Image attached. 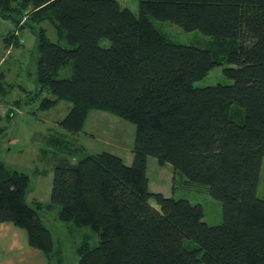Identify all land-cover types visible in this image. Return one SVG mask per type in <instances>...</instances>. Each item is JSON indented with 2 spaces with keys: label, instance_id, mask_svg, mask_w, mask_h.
Here are the masks:
<instances>
[{
  "label": "trees",
  "instance_id": "1",
  "mask_svg": "<svg viewBox=\"0 0 264 264\" xmlns=\"http://www.w3.org/2000/svg\"><path fill=\"white\" fill-rule=\"evenodd\" d=\"M120 1L0 0V18L15 24L4 36L7 49L19 47L23 30L37 36L33 99L41 110L71 103L60 124L75 134L94 111L136 128L130 165L102 152L55 167L48 207L59 206L61 221L99 237L97 246L78 248L77 264H264V198L257 195L264 0H130L138 2V14ZM152 18L226 42L217 50L223 59L173 42ZM223 61L231 85L195 87ZM65 70L70 76L60 77ZM4 78L0 72L1 90ZM149 158L206 187L222 203L223 223H206L200 204L152 192ZM29 189L27 174L0 161V224L24 230L29 245L55 264L53 236L38 212L44 206L27 204Z\"/></svg>",
  "mask_w": 264,
  "mask_h": 264
},
{
  "label": "rangeland",
  "instance_id": "2",
  "mask_svg": "<svg viewBox=\"0 0 264 264\" xmlns=\"http://www.w3.org/2000/svg\"><path fill=\"white\" fill-rule=\"evenodd\" d=\"M120 4L138 14L137 1L122 0ZM151 21L173 42L207 48L214 53V57L223 59V55H219L217 50L218 47L227 46L226 42L218 43L214 37L205 36L199 31L186 32L169 21L154 18ZM14 27L12 21L0 18V72L5 75L3 90L0 89V161L8 168L30 177L26 202L34 208L39 203L44 206L38 212L53 236L54 251L57 252L55 264H77L78 248L85 242L91 247L97 246L99 237L90 227H77L71 222L61 221L59 206L48 207L51 204L55 167L65 159L75 163L82 157L102 152L118 154L125 162L130 163L136 128L119 117L94 111L89 114L84 131L75 134L60 124L70 112L71 103L60 102L52 109L41 110L40 100L33 99L37 91V36L30 29L23 30L19 35L23 43L19 47L7 49L4 36ZM42 27L47 30V36L57 42L54 26L45 22ZM102 45L107 46L108 41L104 40ZM223 62V66L214 68L202 80L197 81L195 87L231 85L232 80L223 73L227 67V63ZM69 76V70L62 71L60 75ZM18 100L19 104L16 103ZM147 172L152 192L161 191L170 197L184 198L192 204H200L206 223L211 226L223 223L222 203L213 199L206 187L192 185L184 175L175 172L171 165L161 166L154 158H149ZM257 195L264 198V160ZM194 246L192 243V247Z\"/></svg>",
  "mask_w": 264,
  "mask_h": 264
},
{
  "label": "crops",
  "instance_id": "3",
  "mask_svg": "<svg viewBox=\"0 0 264 264\" xmlns=\"http://www.w3.org/2000/svg\"><path fill=\"white\" fill-rule=\"evenodd\" d=\"M131 157L130 163L125 162L126 164L130 165L132 163L133 158L131 159ZM154 192L164 194L161 191ZM164 195L170 197V195ZM0 264H48V260L40 250L29 245L24 230L12 223H1Z\"/></svg>",
  "mask_w": 264,
  "mask_h": 264
},
{
  "label": "built area",
  "instance_id": "4",
  "mask_svg": "<svg viewBox=\"0 0 264 264\" xmlns=\"http://www.w3.org/2000/svg\"><path fill=\"white\" fill-rule=\"evenodd\" d=\"M23 23H24V21H23ZM17 35H19V33H17ZM20 43H23V40L20 39ZM11 48H12V47H11ZM11 48H10V49H11Z\"/></svg>",
  "mask_w": 264,
  "mask_h": 264
},
{
  "label": "bare ground",
  "instance_id": "5",
  "mask_svg": "<svg viewBox=\"0 0 264 264\" xmlns=\"http://www.w3.org/2000/svg\"><path fill=\"white\" fill-rule=\"evenodd\" d=\"M21 26V25H20Z\"/></svg>",
  "mask_w": 264,
  "mask_h": 264
}]
</instances>
